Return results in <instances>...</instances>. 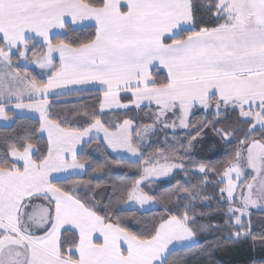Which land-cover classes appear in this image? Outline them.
<instances>
[{"label":"snow or ice","instance_id":"obj_1","mask_svg":"<svg viewBox=\"0 0 264 264\" xmlns=\"http://www.w3.org/2000/svg\"><path fill=\"white\" fill-rule=\"evenodd\" d=\"M89 87L91 105L58 111L49 100ZM33 118L0 137V264H183L173 254L210 228L227 233L218 245L264 250L249 211H264V0H0V122ZM177 128L187 137L165 135L145 159L149 134ZM210 134L228 153L218 165L195 159ZM94 141L142 162L139 178L84 179L99 171L81 158ZM174 170L188 186L162 200L144 191ZM208 185L222 223H198L212 215L196 211ZM145 206L160 212L128 215Z\"/></svg>","mask_w":264,"mask_h":264},{"label":"trees","instance_id":"obj_2","mask_svg":"<svg viewBox=\"0 0 264 264\" xmlns=\"http://www.w3.org/2000/svg\"><path fill=\"white\" fill-rule=\"evenodd\" d=\"M35 75V74H33ZM37 75V74H36ZM161 78H163L164 73H160ZM39 78V77H38ZM99 93L97 90H87L77 96H65L61 95L58 97H51L50 102L53 107L58 111L63 109L67 110L70 107H77L84 104H93L95 103L96 97ZM147 111V110H146ZM10 115H12L10 113ZM136 115V112L129 111L127 116L123 112H114L110 113L112 117H124L130 118ZM203 112L196 113V119H202L204 117ZM36 120L33 119H16V123L7 126H0V137H5L7 135H11L14 132H18L20 127L24 124H35ZM142 124H151L152 121L147 119L146 117L141 120ZM223 125H218L221 127ZM168 135L170 138L175 136L178 140H183L187 137V132H168L165 133L163 130H160L155 133L154 136L150 138V142L152 147L149 148L146 146L141 147L140 151L145 153V159H147L148 154L152 153L154 150H163L164 144L157 143L156 141H162L164 136ZM194 135V133H193ZM98 141H94L90 146L84 149L81 153V158L88 160L90 163L94 165L99 171L93 173L89 170V175L83 177L84 179H93L94 183L100 185H108L115 181L126 182L131 181L133 179H138V176H134L138 169L142 168V162L136 163L134 160L129 159H119L117 156L104 152L103 148L97 149ZM43 141L37 144V147H41ZM96 151H93V150ZM228 156L227 151L225 150L224 144L222 145L218 154L208 157V158H199L195 157L197 161L200 162H210L213 165H218ZM110 162V163H109ZM176 163H180L182 161H174ZM189 167V165H185ZM187 179L191 183H199L201 177L199 175H195L194 172H189ZM210 180L213 181V184L216 183L218 177H209ZM178 185L185 184V176L184 173L176 172L170 179L162 180V181H151L149 183V187H146L144 191L149 192L150 195H155L158 200H162L164 195L169 192H174ZM221 186V185H219ZM149 188L152 190L149 191ZM203 197L206 198V202H197V213H204L212 215L209 219L198 220V223H222L224 217L221 215H217L216 213L219 211H223L226 207L219 203V200L216 199L219 196V193L212 185H208L206 189L201 193ZM222 199V197H221ZM160 209L155 208L151 210L140 211L138 209H132L129 211L130 217H135L137 219L143 218L147 219L151 215L159 214ZM252 220L254 224V231L259 232L261 227H264V211H252ZM130 227L132 225H129ZM134 231H139V228L133 227ZM225 232H219L216 229L210 228L207 232H198L197 233V241L198 244L194 246L190 250H181L177 251L171 257L173 262L179 260L182 261L183 264H249L250 261L255 260L257 264H260L261 261H264V250H256L253 251L248 243V241H242L240 243L233 244V242H225L223 244H217V240L221 239ZM211 244L212 247L209 248L208 245ZM201 249H207L206 251H201Z\"/></svg>","mask_w":264,"mask_h":264},{"label":"rangeland","instance_id":"obj_3","mask_svg":"<svg viewBox=\"0 0 264 264\" xmlns=\"http://www.w3.org/2000/svg\"><path fill=\"white\" fill-rule=\"evenodd\" d=\"M29 72L31 75L33 74H37L36 76H38L39 78H45L47 73L44 72V73H40L39 69L36 68V67H30L29 68ZM51 97H49V100H50ZM30 115H32L33 117H35V113H31ZM152 124V123H151ZM146 125H149V124H146ZM0 126H4V124L2 122H0ZM183 130H180L179 128H177L175 131H170V132H182ZM153 135L149 134L147 137H146V143H145V146L148 145V143L150 142V138L152 137ZM224 144V141L219 139L218 137H215L213 136L212 134H210L208 137H206L203 141H200L196 144L195 146V149L194 151L196 153H198V155L196 157H199V158H208V157H211V156H214L216 154L219 153L222 145ZM214 146V147H213ZM115 155V154H113ZM116 156V155H115ZM129 160H134L132 158H129ZM189 167H194V166H190ZM176 172H181V171H177V170H174L172 174H170L169 177L167 178H158L156 180H152V181H162V180H166V179H170ZM223 185H221L220 187H222ZM223 199V197H222ZM235 207H239V205H234ZM145 209L148 210V206H145ZM155 209V208H153ZM151 210V209H150ZM250 212L252 211H260L259 209H249Z\"/></svg>","mask_w":264,"mask_h":264},{"label":"crops","instance_id":"obj_4","mask_svg":"<svg viewBox=\"0 0 264 264\" xmlns=\"http://www.w3.org/2000/svg\"><path fill=\"white\" fill-rule=\"evenodd\" d=\"M88 90H96V88H94V87H89ZM50 97H51V96H50Z\"/></svg>","mask_w":264,"mask_h":264}]
</instances>
